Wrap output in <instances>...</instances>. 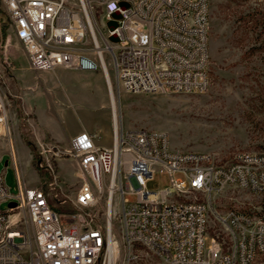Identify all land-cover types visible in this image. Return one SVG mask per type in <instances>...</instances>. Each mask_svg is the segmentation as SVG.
Returning a JSON list of instances; mask_svg holds the SVG:
<instances>
[{"label": "built area", "instance_id": "obj_1", "mask_svg": "<svg viewBox=\"0 0 264 264\" xmlns=\"http://www.w3.org/2000/svg\"><path fill=\"white\" fill-rule=\"evenodd\" d=\"M0 2L33 72L101 71L110 97L209 90L210 0ZM112 118L111 147L82 131L64 151L81 182L73 212L56 209L67 201L49 164L46 187L18 181L17 194L0 174V264H132L141 250L165 264H255L264 256V151H237L220 161L174 148L165 132L125 129L113 111ZM156 172L169 175L168 188H147ZM229 190L259 203L217 211L214 203ZM103 197L105 220L94 223L89 211ZM116 207L119 238L109 229Z\"/></svg>", "mask_w": 264, "mask_h": 264}, {"label": "rangeland", "instance_id": "obj_2", "mask_svg": "<svg viewBox=\"0 0 264 264\" xmlns=\"http://www.w3.org/2000/svg\"><path fill=\"white\" fill-rule=\"evenodd\" d=\"M263 41L264 0H210L209 90L196 94L116 91L119 122L125 129L165 132L174 148L207 152L220 161L228 160L237 151L263 152ZM110 73L115 85L111 68ZM55 111L62 125L72 130L96 124L95 119L108 124L112 108L104 75L101 71H31L0 2V155L5 153L6 145L23 141L31 145L35 157L12 159L6 154L0 163V174L5 173L11 193L17 194L18 181L25 187H46L49 178L43 180L41 173L47 174L49 164L58 176L56 191L67 201L57 207L71 213V200L81 185L79 169L76 161L64 154L72 138L57 140L47 131V121ZM55 124L61 125L58 121ZM33 168L40 169L39 175ZM169 186L166 173L156 172L147 181L150 191ZM127 197L135 201L134 196ZM240 202L257 205L259 200L245 191L229 190L217 198L214 208L226 212L243 207ZM7 207L8 203L1 205L3 211ZM106 212L104 197L97 208L89 211L94 223H103ZM116 213L112 226L119 238L122 223L118 207ZM136 253L140 258L132 264H165L153 253ZM255 264H264V256Z\"/></svg>", "mask_w": 264, "mask_h": 264}, {"label": "crops", "instance_id": "obj_3", "mask_svg": "<svg viewBox=\"0 0 264 264\" xmlns=\"http://www.w3.org/2000/svg\"><path fill=\"white\" fill-rule=\"evenodd\" d=\"M50 116H51L49 117L50 119H48L47 121V126H46L47 131L52 135L53 138L57 140H62L69 137L73 138L80 132L87 131L89 133L99 135V138L97 140V144L99 146L109 148L112 145V138H113L112 113H111V117L108 114V117L110 119L108 124H105L104 122L100 124V122L97 119H95L93 122L97 121L96 124L91 123V125H82L81 127L75 130L69 129L66 125H62L61 123L62 118L58 115L56 111L54 112V114ZM57 121L58 123L61 124L60 126H57L55 124ZM62 133H65L66 136L63 137ZM5 149H6L5 153L0 155V159H1L0 163L2 162V159H4V156L6 154L10 155L12 159H35L31 145L23 141H17L12 145H6ZM37 175H39L38 172ZM29 188H38V187L35 186Z\"/></svg>", "mask_w": 264, "mask_h": 264}, {"label": "bare ground", "instance_id": "obj_4", "mask_svg": "<svg viewBox=\"0 0 264 264\" xmlns=\"http://www.w3.org/2000/svg\"><path fill=\"white\" fill-rule=\"evenodd\" d=\"M109 95V94H108ZM109 100H110V105H111V108H112V111L114 112L115 114V118L116 120L118 121V107H117V101H116V98L114 96H109ZM111 211L108 210V214H110ZM113 226H112V223L110 224L109 226V229L112 230Z\"/></svg>", "mask_w": 264, "mask_h": 264}, {"label": "trees", "instance_id": "obj_5", "mask_svg": "<svg viewBox=\"0 0 264 264\" xmlns=\"http://www.w3.org/2000/svg\"><path fill=\"white\" fill-rule=\"evenodd\" d=\"M263 50H264V41H263V43H262V47H261ZM37 171L40 173V169L39 168H37ZM41 178L43 179V180H46V179H48V175L45 173V174H42L41 173ZM57 210H60L59 208H56Z\"/></svg>", "mask_w": 264, "mask_h": 264}, {"label": "water", "instance_id": "obj_6", "mask_svg": "<svg viewBox=\"0 0 264 264\" xmlns=\"http://www.w3.org/2000/svg\"><path fill=\"white\" fill-rule=\"evenodd\" d=\"M15 205H16L15 203H11V204H10V206H13V207H14Z\"/></svg>", "mask_w": 264, "mask_h": 264}]
</instances>
